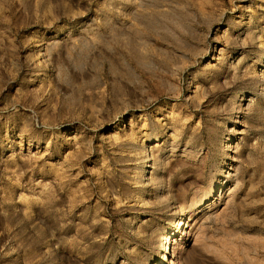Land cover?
Masks as SVG:
<instances>
[{
    "label": "rangeland",
    "instance_id": "rangeland-1",
    "mask_svg": "<svg viewBox=\"0 0 264 264\" xmlns=\"http://www.w3.org/2000/svg\"><path fill=\"white\" fill-rule=\"evenodd\" d=\"M0 264H264V0H0Z\"/></svg>",
    "mask_w": 264,
    "mask_h": 264
},
{
    "label": "bare ground",
    "instance_id": "bare-ground-1",
    "mask_svg": "<svg viewBox=\"0 0 264 264\" xmlns=\"http://www.w3.org/2000/svg\"><path fill=\"white\" fill-rule=\"evenodd\" d=\"M242 100V99H241ZM231 142V138L228 139ZM227 145V144H226ZM186 215L182 214L177 218V221L173 225L172 233L165 234L160 238L159 247L161 249V260L169 261L171 259L170 243L173 241V237L178 234H183L186 228Z\"/></svg>",
    "mask_w": 264,
    "mask_h": 264
}]
</instances>
